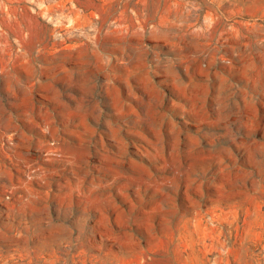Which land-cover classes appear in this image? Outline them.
Wrapping results in <instances>:
<instances>
[{
    "label": "rangeland",
    "instance_id": "obj_1",
    "mask_svg": "<svg viewBox=\"0 0 264 264\" xmlns=\"http://www.w3.org/2000/svg\"><path fill=\"white\" fill-rule=\"evenodd\" d=\"M0 264H264V0H0Z\"/></svg>",
    "mask_w": 264,
    "mask_h": 264
}]
</instances>
